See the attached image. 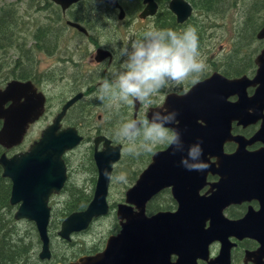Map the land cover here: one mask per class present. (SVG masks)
Masks as SVG:
<instances>
[{
    "label": "flooded vegetation",
    "instance_id": "flooded-vegetation-1",
    "mask_svg": "<svg viewBox=\"0 0 264 264\" xmlns=\"http://www.w3.org/2000/svg\"><path fill=\"white\" fill-rule=\"evenodd\" d=\"M27 1L33 4V11L42 13V16L29 32L23 33L20 44H15L17 29H10L15 25V15L21 17L19 11L11 13L9 8L13 4L9 3L0 7V26L3 29L0 34V58L3 59L0 61V90L3 91L10 80L28 83L30 88L23 89L25 95L17 99L26 105L18 111V116L31 118L33 112L29 113V108L40 101L42 110L27 123L20 143L8 148L0 145V153L8 158L27 151L47 126H55L56 132L72 128L79 141L61 154L65 181L58 192L47 197L48 258L39 257L41 241L33 223L23 219L32 225L33 236H37L38 261H30L29 246L22 244L27 246L26 260L21 261L17 257L12 264H48L56 259L50 246L48 227L57 226L55 234L58 236L61 221L76 211L66 214L67 205L90 204L97 178L94 153L118 147V158L112 163L108 175L107 212L91 218L83 230L72 231L67 239L58 237L70 243L73 236L84 235L96 221L111 217L109 231L95 241L96 245L82 250L79 256L68 259L66 253L60 254L61 257L52 264H68L76 258L103 252L108 237L116 238L121 222L125 223L124 218L117 217L119 206L133 211V203L125 200L126 192L141 171L149 166L153 155L128 154V145L117 139L116 131L130 119L151 118L153 111L162 106L168 108L170 100L186 95L198 85L185 83L171 90L165 89L161 95L152 97L150 105L137 101L132 106H117L110 97L103 101L98 98L102 82L105 79L112 81L114 74L122 68L114 45L123 46L132 39L142 38L150 26L172 29L177 33L194 28L199 38L200 59L208 66L200 76V83L206 84V90L193 96L195 102L190 105L188 124L182 125L183 128L180 123L176 125L179 132L182 129L189 134L192 145L202 142L199 145L203 150L200 159L209 165L206 171L177 173L182 180L176 182V186L191 185L188 191L181 189L178 192L186 198L180 200L193 210L188 215L195 216V202L206 204L198 215L203 219V234H198L197 230L190 233L193 247L205 246L203 257H197L195 264H264V70H258L259 64H256L264 48V40L257 37L264 20L235 24L233 38L223 45L222 30L216 29L221 26L211 20L218 19L220 5L214 8L213 13L210 0H184L191 8L182 22H178L169 10L170 0H153L155 6L148 8L153 11L145 16H142L146 10L143 0H115L118 7L105 0H77L64 8L52 0ZM262 61L264 63V55ZM69 100L73 102L62 112ZM9 104L6 101L2 109L6 110ZM168 110L171 111L170 108ZM18 121L20 123L21 119ZM165 148L159 146L156 152ZM227 156L232 157L233 165L229 167L225 163L223 170L219 171L218 163L222 164ZM121 175L124 179H120ZM242 179L245 182H241ZM110 187L115 190L113 194ZM171 189V185H167L146 200L145 216L150 217L158 211L175 213L179 200L174 198ZM55 202L64 205V213L54 225L55 221L53 218L50 220V216ZM12 207L15 210L18 206L14 204ZM2 239L3 236L0 243ZM169 260L176 264L177 255L170 254Z\"/></svg>",
    "mask_w": 264,
    "mask_h": 264
},
{
    "label": "water",
    "instance_id": "water-1",
    "mask_svg": "<svg viewBox=\"0 0 264 264\" xmlns=\"http://www.w3.org/2000/svg\"><path fill=\"white\" fill-rule=\"evenodd\" d=\"M52 1L64 8L77 0ZM105 2L118 7L115 0H105ZM143 3L146 5V10L143 11L142 16H145L153 11L150 9L155 4L153 0H143ZM168 7L175 14L178 22H182L190 14L191 7L184 0H170ZM257 37L264 40V26ZM263 55L264 48L259 57L260 59L256 60V64H259L258 70L261 71L264 70ZM223 80L226 83L224 78ZM29 85L28 83L23 84L19 81L10 80L6 83L4 90H0V119H2L0 145L4 148L12 145L17 146L21 141L27 123L31 122L33 117L38 116L40 110H42L40 101L35 107L29 108V113L30 111L33 112L31 118L18 116V111L26 106L23 101L17 102L18 96L25 95L22 90H25L26 87L29 89ZM204 89L206 90V84L202 82L193 87L186 95L170 100L171 102L168 100L170 102L168 108L178 113L176 120L178 124L180 123V127L183 128L188 124L190 105L195 102L193 96L198 92L204 93ZM201 100L205 102L206 99ZM6 101H9L10 104L4 110L2 105ZM71 102L73 101L66 102L62 112ZM19 119H21L20 123ZM180 132H182V129ZM78 141L79 138L72 128L56 132L55 126H47L40 138L32 142L27 151L13 154L8 158L0 153V175L7 179L10 184L8 204L18 206L13 212V219H27L33 223L38 239L41 241V250L38 255L42 259L48 258L49 254L46 234L49 216V206L46 203L47 197L50 193L58 192L62 182L65 181V168L61 154L77 145ZM181 141L183 151L176 152L175 155L171 154L173 152L171 147H166L162 152H156L151 157L149 166L141 171L139 178L126 192L125 200L133 203V211L124 210L121 205L117 209V217L125 219V223L122 221L120 224L121 229L117 237H108L104 251L96 256L89 255L76 258L68 264H174L169 262V255L173 253L177 255L176 264H195L197 257L199 259L203 257L205 246L197 249L193 247L190 233L192 230H197L198 234H203L201 232L203 219L198 215L203 212V207L206 208V204L195 202L194 211L197 212H195V216L190 217L188 214L193 210L188 209V203L186 204L180 200V198H186L185 195H179L178 192L181 189L188 191L191 185L176 186V182L182 180L181 175L177 174L178 172L183 174L192 173V170L186 169L181 161L187 156L188 149L192 146L193 141L190 139L189 134L187 135L184 132L181 133ZM104 151L94 153L93 156L97 168V178L90 204H87L83 211L72 212L61 221L58 231L59 237L67 239L72 231L83 230L91 218L106 214L105 195L108 175L112 163L118 158V147L114 150L107 148ZM225 163H228L229 167L233 165L232 157L227 156L222 164L218 163L219 171ZM230 172H233V168ZM241 182L245 181L242 179ZM167 185H171L174 198L179 200V202L177 201L178 209L175 213L158 211L150 217L145 216L144 203L146 200L158 189H163ZM126 209L129 208L126 207ZM193 250L195 251L193 252Z\"/></svg>",
    "mask_w": 264,
    "mask_h": 264
},
{
    "label": "clouds",
    "instance_id": "clouds-1",
    "mask_svg": "<svg viewBox=\"0 0 264 264\" xmlns=\"http://www.w3.org/2000/svg\"><path fill=\"white\" fill-rule=\"evenodd\" d=\"M114 51L122 61V68L114 74V79H105L98 90V98H112L117 106H132L135 102L152 104V97L161 95L165 89L191 83H200V76L208 66L200 59L199 38L194 28L181 33L172 29H155L150 26L142 38L132 39L123 46H115ZM178 113L160 107L153 111L151 118L130 119L116 131L117 139L128 146L131 155L156 154L159 146L171 147L176 152L183 151L181 133L176 125ZM200 143L190 146L182 165L188 170L206 171L209 165L200 157L203 150ZM120 179H124L121 175Z\"/></svg>",
    "mask_w": 264,
    "mask_h": 264
},
{
    "label": "rangeland",
    "instance_id": "rangeland-1",
    "mask_svg": "<svg viewBox=\"0 0 264 264\" xmlns=\"http://www.w3.org/2000/svg\"><path fill=\"white\" fill-rule=\"evenodd\" d=\"M252 0H219V5H220V15L217 17L218 19L212 18L211 20H215V22L220 25V28H217V30H222V41L223 45L227 44V41L233 38L234 35V27L235 24L242 23L243 21H247L248 15V8H249V2ZM9 3V5L13 4L12 8L10 7V12H15L19 11L20 16L18 17L15 15L14 18V26H11V30H14L15 28L17 29L16 31V39H15V44L18 43L20 44L21 37L23 33H26L27 31L29 32L32 28V26L38 22L39 18L42 16V13H36L32 9V3L30 1H24V2H16L15 0H0V7L2 4ZM16 9V10H14ZM209 17V16H208ZM253 18L252 23H255V21H262L264 20V12H259L255 14L254 16H250ZM210 18V17H209ZM12 22V19L10 20ZM250 23V21H249ZM251 24V23H250ZM11 25V24H10ZM2 26V25H1ZM0 26V34L3 29H1ZM35 26V25H34ZM5 28L6 26L3 25ZM249 27V24L247 25ZM218 31V32H219ZM11 43V41H10ZM1 59V58H0ZM0 61H3L1 59ZM79 177V175H77ZM77 183H79L77 181ZM110 192L113 194L114 193V188L110 187ZM62 204H59L58 202L54 203L52 205V216H50V220L53 218V221H55L54 225L57 223V220L61 217L64 212L62 211L63 209ZM8 212V211H7ZM10 212H14V208L11 209ZM4 213V214H3ZM0 218L3 223L6 222V220H9L10 217H4L5 214L4 211L1 212ZM103 221H96L91 228L88 230V232L84 233L82 236L72 237V241L70 243H66L65 241L60 240L58 236H56L55 232L57 231V226L53 228V226L48 227V232L50 234L49 239L51 240L50 246L54 252L55 258L58 260L61 255L66 253V256L68 259L72 258L73 256H79L81 254L82 250H85L86 248H90L95 244L96 240L102 239L109 231V224L111 221V217H107L102 219ZM9 229V230H7ZM7 229L4 231H1V234H6V235H1V238L3 236V239L0 243V249L7 250L9 246L12 245L13 242L18 240L20 244H26L29 246L30 252L29 254V259L31 262H37L38 258H36V253L38 252L39 249V243L37 241V236H33V230H32V225L26 221V220H21L17 221L14 220V222H11L10 225H7ZM10 231V232H9ZM9 232V233H8ZM28 254H25L24 257L21 259H25ZM61 254V255H60ZM20 259V260H21ZM56 259H52L51 262L48 264H52V262H56ZM67 259V260H68ZM26 260V259H25ZM22 261V260H21ZM23 263V262H22ZM21 263V264H22Z\"/></svg>",
    "mask_w": 264,
    "mask_h": 264
},
{
    "label": "trees",
    "instance_id": "trees-1",
    "mask_svg": "<svg viewBox=\"0 0 264 264\" xmlns=\"http://www.w3.org/2000/svg\"><path fill=\"white\" fill-rule=\"evenodd\" d=\"M206 3L203 2V4H206ZM218 5H219L218 0H210V6H211L210 11L215 13L214 8L217 7ZM248 10H249L248 12L249 16L247 17V21L252 22L254 17L251 18L250 16H254L255 14L262 12V11L264 12V0H252L251 2H249ZM0 172H1V169H0ZM9 189H10L9 181L0 175V216H2L1 212L4 211L5 214H7V216L4 215V217H10L9 220H6L5 223H3V221H1V218H0V238H1V235L4 234V233L1 234V231L2 230L5 231L7 229V225H10L11 222H14V219L12 217L13 216L12 212H10L13 207L12 205L8 204ZM84 206L85 204L83 203L82 204L72 203L70 205H67V212L65 213L68 214L74 210L80 211L84 208ZM26 251H27V246H23L22 244H20V242L16 240L15 242L12 243L11 246H9L7 250L0 249V264H12L13 259L17 257L21 259L22 257H24L26 254Z\"/></svg>",
    "mask_w": 264,
    "mask_h": 264
},
{
    "label": "bare ground",
    "instance_id": "bare-ground-1",
    "mask_svg": "<svg viewBox=\"0 0 264 264\" xmlns=\"http://www.w3.org/2000/svg\"><path fill=\"white\" fill-rule=\"evenodd\" d=\"M1 63V62H0Z\"/></svg>",
    "mask_w": 264,
    "mask_h": 264
}]
</instances>
